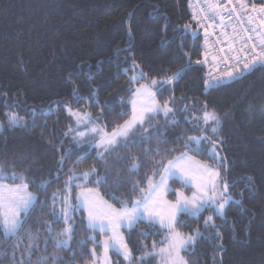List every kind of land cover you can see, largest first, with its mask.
<instances>
[{"label": "trees", "instance_id": "1", "mask_svg": "<svg viewBox=\"0 0 264 264\" xmlns=\"http://www.w3.org/2000/svg\"><path fill=\"white\" fill-rule=\"evenodd\" d=\"M252 2L255 7L264 6V0ZM190 3L191 0H0V167L6 175L0 181L19 184L11 172L21 173L27 178L28 190L38 197L25 231L20 233L25 243L29 230L33 235L39 233V250L33 252L32 264L40 256L53 253L63 257L61 264H72L73 252L75 264H91L92 249L100 255V235L89 229L84 212L74 213L71 250L56 248L43 221L50 223L54 232L65 225L55 222L52 208L45 202H50L53 194L59 200L72 171L94 167L98 175L109 177L108 182L97 184L89 179L87 186L98 190L116 208L121 207V200L131 206L140 199L139 189L146 187L147 177L158 181L159 176H153L156 163L188 152L184 147L186 137L201 134L184 119L188 113L180 110L187 105L199 115L203 102L221 116L218 134L223 143L218 148L228 166L222 170L229 192L241 204L232 202L225 218L211 210L198 218L182 215L178 231L188 234L198 228L204 234L193 250L182 255L189 264H264V70L206 90L205 69L195 63L204 57L205 38ZM133 61L139 68L133 69ZM189 61L191 68H187ZM140 69L158 81L184 70L177 81L156 95L162 104L169 96L175 97L179 122L166 124L161 115L151 119L147 132L139 130L134 134L136 143L130 140L127 148L119 145L111 154L105 153L107 163L95 148L76 149L71 143L69 129L73 124L65 102L74 111L90 113L110 134L131 118V89L139 84H130L129 77ZM74 89L81 99L73 95ZM93 91L95 97L91 95ZM9 112L17 113L23 126L10 127L6 119ZM157 131L163 135H156ZM158 148L160 155L156 154ZM188 154L215 164L207 152ZM130 155L141 164L136 173L127 170ZM61 156L66 157L62 171ZM117 174L123 177L120 184L114 181ZM248 176L253 178L251 186ZM45 180L49 183L41 188ZM136 182L138 188H134ZM172 188L182 185L174 182ZM79 190L72 188L74 200ZM55 207L58 210L60 203ZM209 215L213 216L215 229L204 225ZM125 235L134 258L131 264H140L142 256L144 264H161L156 255L145 256V252L152 251L154 243L157 249L165 246V232L140 222ZM91 237L96 238L95 243ZM82 240L85 244L81 246ZM12 243L0 230V250L10 252ZM0 264L12 262L5 256L0 257ZM114 264L125 263L114 255Z\"/></svg>", "mask_w": 264, "mask_h": 264}, {"label": "snow or ice", "instance_id": "2", "mask_svg": "<svg viewBox=\"0 0 264 264\" xmlns=\"http://www.w3.org/2000/svg\"><path fill=\"white\" fill-rule=\"evenodd\" d=\"M206 9L215 13L217 5L213 0H205ZM255 11V9H253ZM264 13V7L259 9ZM206 20H214L215 16H205ZM251 21V17H249ZM264 23V21H262ZM203 26V25H202ZM188 28V25L184 26ZM195 35V33H193ZM207 31L205 36H207ZM260 51H253L251 62L245 58L243 63V72L238 69L236 73L232 70L225 71L222 75L212 76L205 81V89H215L224 86L231 81L241 79L249 72L257 70H264V38L259 41ZM256 45H253V50ZM207 53H205V60H196L197 65L206 62ZM192 63L189 61L187 68H191ZM139 68V65L133 61V69ZM127 71V69H125ZM183 69L177 72L170 73L162 80L149 78L146 73L140 69L139 72L129 77V83L139 84V87L131 89L132 99L129 101L132 105V118L125 121L123 125L115 128L110 134L104 133L101 130L99 135V143H96L95 138H90L89 143H92L94 148H100L102 151L98 153L99 158L107 163L105 153L111 154L115 151L116 146L120 145L124 148L128 147L129 141L136 143L135 135L132 130L140 126L141 133L147 132L152 125L149 122L145 124L146 118L151 121L155 116L163 115L165 122L176 124L179 121L176 117L177 110L174 106L175 97L169 96L163 104L156 100V93L163 92L166 85H172L177 81ZM147 80V83L141 81ZM171 91V89H169ZM73 95L77 99H81L77 90L74 89ZM95 97V92L91 93ZM181 99H185L182 97ZM67 112L75 119L77 128H72L69 131H75L74 139L77 144L83 142V139L88 132L95 133V119L87 111H74L72 106L65 102ZM180 111L188 113L184 119L192 122L193 127L197 129L200 135H188L185 139L184 147L188 152H207L210 158L215 160L216 166L203 164L197 162L193 167L191 161L193 157L188 155V152H181V155L174 159H166L158 161L153 170V176H159L158 181H154L151 176L146 178V187L140 188V199L134 201L131 206L124 203L122 200L120 208H115L112 205L102 203L99 194L93 188L87 186V181L91 179L93 182L99 184L101 182L107 183L109 177L107 175L100 176L96 173L94 167L88 171H72L68 180L65 182V193L59 198L57 194H53L50 202H45L52 208V214L55 216L56 223H63L65 227L54 232L52 225L43 221L48 236L51 237L56 248H64L71 250V241L74 236V213L78 210H85L87 212L88 227L92 231H99L107 234L108 238L103 241L104 258L107 260L110 249L115 250L116 253L123 256L125 260L134 259L132 252L125 241L121 228L132 229L140 222H146L149 225L160 226L167 230L166 247L157 249L155 243L152 246V251L145 252V256L156 255L160 257L161 264H189L185 255L190 250L195 248L197 240L204 237L198 228L192 230L191 233L185 234L177 230V215L179 213H187L192 216H199L205 210H211L221 218H225V207L230 202L241 204V200H234L232 194L229 192V182L221 173V169H227L226 157L222 156L218 145L223 143V138L219 136L221 127V116L214 108H210L206 102L202 103L200 114L196 115L195 110H189L185 105ZM264 112V107L261 108ZM149 114H152L149 116ZM7 123L10 127L23 126V119L15 112L6 113ZM84 124L88 132L79 130V125ZM3 124H0V129ZM212 135H208L207 133ZM67 135V133H65ZM156 135H163L162 131H157ZM151 137H144L150 139ZM143 142V140L141 141ZM151 151V150H148ZM174 151V150H172ZM156 154L160 155V149L156 150ZM66 157L61 156L59 161V169L62 171L63 164ZM128 161L130 167L128 171L136 173L139 171L141 164L135 156H129ZM13 180H19L20 183L15 186L0 184V230L3 232L4 238L12 239L11 251L0 250V257H7L12 264H32L33 252L38 249V236L33 235L29 230L26 236L27 243L20 233L25 231V224L27 218L38 203V197L29 191V184L26 182V177L15 171L11 172ZM6 178L4 168L0 167V179ZM59 179V175L56 177ZM172 179L181 183L182 186L195 188L192 195L186 196L179 189H172L168 186V181ZM247 181L251 186L253 178L248 176ZM76 181H84V183H76ZM116 184L123 181V177L117 174L114 178ZM49 181H42L39 185L41 188L47 186ZM73 187L81 189L77 197V203H71V190ZM139 187V182H136L134 188ZM168 192H172L176 199L175 201H168L165 196ZM60 203L61 207L57 210L55 205ZM205 227L211 226L215 229L213 216L209 215L204 220ZM217 235L219 233L217 232ZM95 243L96 238L91 237ZM48 241L45 240V251L47 250ZM85 241H80V245H84ZM223 250V244L219 246ZM92 255L95 256V249H92ZM72 264H75V253H72ZM63 257L57 256L53 253L51 256H40L36 264H61ZM140 264H144V257L140 258ZM222 264V262H221Z\"/></svg>", "mask_w": 264, "mask_h": 264}, {"label": "built area", "instance_id": "3", "mask_svg": "<svg viewBox=\"0 0 264 264\" xmlns=\"http://www.w3.org/2000/svg\"><path fill=\"white\" fill-rule=\"evenodd\" d=\"M213 2L217 5L215 13L201 10L206 9L205 0H191L190 3L197 27L205 38L207 57L200 66L205 69L206 80L227 70H232L234 74L237 69L244 71L245 58L251 62L253 51H260L259 41L264 38V13L259 11L264 6L255 7L252 0ZM205 16H215V19L206 20ZM253 45H256L254 50ZM205 53L202 61L205 60Z\"/></svg>", "mask_w": 264, "mask_h": 264}, {"label": "rangeland", "instance_id": "4", "mask_svg": "<svg viewBox=\"0 0 264 264\" xmlns=\"http://www.w3.org/2000/svg\"><path fill=\"white\" fill-rule=\"evenodd\" d=\"M140 71V70H139ZM138 71V72H139ZM137 73V72H136ZM135 73V74H136ZM148 81H146V82H143V83H147ZM136 84V83H135ZM135 87H139V85H136ZM157 93H159V92H157ZM157 93H156V95H157ZM131 99H132V97H131ZM156 100H157V102H159L160 104H162L160 101H159V99L157 98V96H156ZM130 110H131V113H132V105H131V103H130ZM152 114H149V116H151ZM69 116L71 117V121H72V129H76L77 128V125H76V122H75V119L69 114ZM161 116L162 117H164L162 114H161ZM155 117H157V116H155ZM154 117V118H155ZM131 118H132V115H131ZM130 118V119H131ZM165 118V117H164ZM129 119V120H130ZM153 119V118H152ZM148 122H149V120H148V118H146V121H145V124L147 125L148 124ZM95 127L97 128V132H95V133H91V132H88V129L84 126V124H81V125H79V130H83V131H85V132H88V135H86L85 137H84V139H83V142H81L80 144H77V142H76V139H74V136H75V131H71V143H72V145H74L75 146V148L76 149H78V150H82V148L83 147H88V148H94L93 147V145H92V143H89L88 141H89V139L90 138H95L96 139V143H99V135L101 134V130L104 132V133H106L105 132V130H104V128L100 125V123H98L97 121H95ZM140 130V126H137V128H135V129H133L132 130V133H130V135H132L133 133L135 134L137 131H139ZM119 145H117L116 147H118ZM96 149V151H97V155H98V153L100 152V151H102V149H100V148H95ZM189 155V154H188ZM189 156H191V155H189ZM191 157H193V156H191ZM215 161V160H214ZM197 162H200V163H203V164H207V163H204V162H202V161H200V160H198L197 158H195V157H193V160L191 161V164H192V166L193 167H195L196 166V164H197ZM207 165H211L212 167H215L216 166V162H215V164H207ZM221 173H222V175H224L225 176V174H224V171L221 169ZM225 178H226V176H225ZM88 182V181H87ZM174 182H178V181H175V180H172V179H170L169 181H168V186H169V188H172V184L174 183ZM83 183H84V181H83ZM179 184H181L180 182H178ZM0 184H6V183H4V182H1L0 181ZM6 185H9V186H15V185H10V184H6ZM173 189V188H172ZM175 189V188H174ZM81 190V189H80ZM80 190L77 192V194L75 195V200H74V198H73V192L71 191V203L73 204V205H75L78 201H77V197H78V195H79V192H80ZM95 190V192H97L98 194H99V198L101 199V201H102V203H106V204H109V205H112V204H110L109 202H107L103 197H102V195L99 193V191L98 190H96V189H94ZM179 190L181 191V192H183L186 196H191L192 195V193H193V191H195V188H192V187H185V186H182V188H179ZM173 196L174 197V200H171L170 199V196ZM165 199L166 200H168V201H175V199H176V197H175V195L172 193V192H168L167 193V195L165 196ZM232 202H230L228 205H226V207H225V214H226V211H227V209H228V207L230 206V204H231ZM113 206V205H112ZM115 207V206H114ZM116 208V207H115ZM83 212H84V215H85V219H86V223H87V226H88V219H87V212L85 211V210H83V209H81ZM78 211H80V210H78ZM204 212V211H203ZM203 212H201L200 213V215L203 213ZM182 215H186V216H188V217H190V218H198L199 216H192V215H189V214H187V213H179L178 215H177V224H178V222H179V219H180V217L182 216ZM143 222V221H142ZM143 223H146V222H143ZM146 224H148V223H146ZM149 225V224H148ZM153 226V225H152ZM156 227H158L159 229H161L163 232H165L166 233V236L168 235V233H167V230L166 229H164V228H162V227H160V226H156ZM134 228H132V229H125V228H121V232H122V234H123V237H124V239H125V241L127 242V240H126V235H125V232H130V231H132ZM95 232H97V233H99V235H100V242H99V245H100V247H101V251H100V255L99 254H97V253H95V256H93V262L91 263V264H114V255H116V256H118V257H120L121 259H122V261L125 263V264H131V262L133 261V259H131V260H125L124 258H123V256L122 255H120V254H118V253H116V251L115 250H112V249H110L109 250V252H108V254H107V256H108V258H107V260H105V258H104V250H103V241L104 240H106L107 238H108V236H107V234H104V233H100L99 231H95ZM165 240H166V237H165ZM167 245L165 244V246H163V247H166ZM130 249V248H129ZM132 257H133V254H132ZM157 258L159 259V261H160V257L159 256H157Z\"/></svg>", "mask_w": 264, "mask_h": 264}]
</instances>
